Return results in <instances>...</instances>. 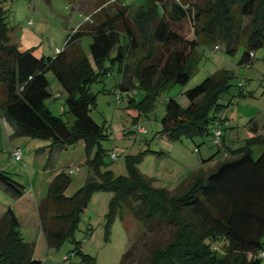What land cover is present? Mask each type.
Wrapping results in <instances>:
<instances>
[{
  "label": "trees",
  "instance_id": "1",
  "mask_svg": "<svg viewBox=\"0 0 264 264\" xmlns=\"http://www.w3.org/2000/svg\"><path fill=\"white\" fill-rule=\"evenodd\" d=\"M106 2L94 9L93 21L79 25L67 36L64 48L54 57L39 58L29 51L20 52L9 41L0 8V108L14 127L13 136L46 139L50 153L80 141L85 164L92 173L70 197L64 195L69 174L59 172L49 182L37 206L46 245L56 249L63 240L72 239L91 195L105 191L112 193L106 213V236L122 206L131 213L139 206V221L145 229L154 220L176 227L172 239L153 251L150 264H262L263 258L258 255L264 253V116L260 127L250 121L252 137L245 140L246 148L232 153L211 170L198 169L186 185L166 190L154 186L152 178L138 171V158L127 161V175L114 177L110 170H100L103 153L99 140L103 135L101 127L89 117L95 105L89 84L97 75L106 73L102 62L107 59L115 61L123 74L128 73L132 66L127 61L139 48L131 72L152 95L169 85L185 86L198 71L200 49L204 47L218 49L220 44L224 54L234 55L242 46L238 64L248 65L256 49L264 45V0H208L195 14V21L199 16L201 19L191 29L192 35L185 21L186 9L178 3L167 8L163 0H146L130 16L126 5L117 0ZM84 36L91 38L89 55L99 72L93 70L79 44ZM46 72L53 74L66 95L65 106L74 118L71 128L44 107V100L50 97ZM232 78L229 71L220 69L184 91L179 99L170 98L160 122L161 134L172 142L182 137L213 138L219 128L211 125L222 108L218 98L227 91ZM248 144L263 147L257 159L251 156ZM0 184L17 196L24 189L4 171H0ZM134 201L138 206H132ZM19 227L11 208L1 213L0 264H41L33 257L34 243L23 241ZM221 241L225 249L217 253L213 246ZM74 252L80 254L84 264H94L78 247ZM127 256L128 251L124 258Z\"/></svg>",
  "mask_w": 264,
  "mask_h": 264
},
{
  "label": "rangeland",
  "instance_id": "2",
  "mask_svg": "<svg viewBox=\"0 0 264 264\" xmlns=\"http://www.w3.org/2000/svg\"><path fill=\"white\" fill-rule=\"evenodd\" d=\"M104 1L106 0H0V8L3 10L8 39L20 52L29 51L38 58L54 57L64 48L67 36L79 25L94 20V9ZM145 1L118 0V3L134 10ZM163 1L167 8L174 3L185 7V21L189 35H192L191 29L201 19L199 16L195 21V14L208 0ZM130 13L131 16L133 11ZM123 40L121 37V44ZM90 42V36L79 40L93 70L99 72V67L89 55ZM200 50L202 60L198 71L189 78L185 86L169 85L153 95L141 86L136 75L131 72L140 48L127 61L132 67L126 74L118 69L115 61L112 63L107 59L102 62L106 73L97 75L96 80L89 84V90L95 97V105L90 109L89 117L101 127L103 135L99 140L103 153L100 170L108 169L114 177L127 175V161L138 158L136 168L144 177L152 178L157 188L173 190L186 185L198 169L211 170L219 160L246 148L245 140L252 137L250 121L259 125L264 116V45L256 49L252 62L245 66L238 64L243 53L242 46L237 48L234 55L224 54L220 44L218 49L204 47ZM113 56L115 51L111 52V57ZM220 69L229 71L233 78L227 91L218 98L222 108L216 112L218 119L211 125L221 130L219 145H214L212 135L192 140L182 137L175 142L163 136L160 122L165 114L166 102L170 98L179 99L184 91L194 88ZM45 76L50 97L44 100V107L51 115L60 117L67 128H71L74 118L65 106L66 95L51 72H46ZM2 97L3 93L0 91V100ZM6 123L10 125L2 117L0 108V171H4L11 180L24 188V207L28 208L30 215L37 218L36 207L45 196L48 184L55 174H69V184L64 191L66 197L72 196L86 183L92 173L85 164L82 142L66 148H55L50 153V142L46 139L9 137ZM138 127H142L144 132L139 133ZM15 147L22 154L18 162H14L10 155L11 149ZM247 148L254 159L263 150L257 144ZM111 153L115 155V160L110 158ZM94 154L95 150L90 156L93 157ZM111 197V192L93 193L79 216L72 239L63 240L56 249L46 245L40 228L26 225L21 216H18L19 233L23 241L34 243L33 257L41 264H62L63 261L66 264H84L80 254L74 252L76 247L80 253L90 256L94 264H150L153 251L172 239L176 227L154 220L149 229H145L139 221L142 211L134 201L132 206H138V210L131 213L130 209L122 206L106 236V213ZM7 207L17 210L15 197L0 186V210ZM29 221L33 220L28 219L27 222ZM224 244L221 241L213 249L222 253ZM262 245L264 251V238ZM126 251L130 256L124 258ZM72 252L75 254H71Z\"/></svg>",
  "mask_w": 264,
  "mask_h": 264
},
{
  "label": "crops",
  "instance_id": "3",
  "mask_svg": "<svg viewBox=\"0 0 264 264\" xmlns=\"http://www.w3.org/2000/svg\"><path fill=\"white\" fill-rule=\"evenodd\" d=\"M118 1V0H117ZM106 3H109V0H107V2ZM123 4V3H122ZM96 10H94L93 12H95ZM132 11V10H131ZM92 14V13H91ZM90 15V14H89ZM2 117H3V114H2ZM261 124H262V122H261ZM261 124H257L259 127H260V125ZM6 128H8V132H9V137H14L13 136V131H14V127L10 124V125H8L7 123H6ZM223 159H221V160H219V162H221ZM218 162V163H219ZM0 186L4 189V190H6L1 184H0ZM7 191V190H6ZM9 192V191H8ZM11 193V192H10ZM14 197H15V204L17 205V210L16 209H14V208H11V207H7V208H11L12 210H13V213L15 214V216L17 217V219H18V216H21V217H23V219H25V223H26V225H34L35 227H38V228H40V223H39V219H38V215H37V218L36 217H33L32 215H30L29 214V212H28V208H25L24 206H25V203L23 202V200H24V197L26 196L25 195V192H24V189H23V192L20 194V195H14L13 193H11ZM26 206H28V204H26ZM7 208H5V209H1L0 210V215H1V213L3 212V211H5ZM37 208V207H36ZM28 219H32L33 221L32 222H30L29 221V223L27 222V220ZM20 224V223H19Z\"/></svg>",
  "mask_w": 264,
  "mask_h": 264
},
{
  "label": "built area",
  "instance_id": "4",
  "mask_svg": "<svg viewBox=\"0 0 264 264\" xmlns=\"http://www.w3.org/2000/svg\"><path fill=\"white\" fill-rule=\"evenodd\" d=\"M138 132L143 133L144 132V129L142 127H138ZM220 136H221V130L220 129H216L214 131V136H213V143L215 145H219ZM10 155H11V158H12V160L14 162H18V161L21 160L22 154H21V150L18 147L12 148L11 149V152H10ZM109 156H110V158L112 160H115V158H116L113 153H111ZM72 172L73 171H71V173ZM258 257L264 259V253L263 252L259 253Z\"/></svg>",
  "mask_w": 264,
  "mask_h": 264
}]
</instances>
